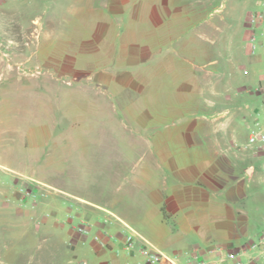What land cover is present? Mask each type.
Instances as JSON below:
<instances>
[{
  "label": "crops",
  "instance_id": "crops-1",
  "mask_svg": "<svg viewBox=\"0 0 264 264\" xmlns=\"http://www.w3.org/2000/svg\"><path fill=\"white\" fill-rule=\"evenodd\" d=\"M70 4L69 25L81 33L60 68L85 95L78 124L58 135L46 125L25 133L31 149L56 150L53 140L63 139V182L49 186L64 203L53 201V212L64 209L72 235L94 253L66 264H115L119 251L129 264H170L148 261L146 241L175 264L196 254L221 263L227 250L250 256L264 230V152L246 146L248 125L264 116L262 26L263 45L250 47L258 0ZM11 196L0 187V201ZM4 214L37 213L19 206Z\"/></svg>",
  "mask_w": 264,
  "mask_h": 264
},
{
  "label": "rangeland",
  "instance_id": "rangeland-1",
  "mask_svg": "<svg viewBox=\"0 0 264 264\" xmlns=\"http://www.w3.org/2000/svg\"><path fill=\"white\" fill-rule=\"evenodd\" d=\"M70 1L0 0V187L12 195L8 204L0 201V264H66L75 257L92 261L94 255L89 240L72 235L64 209L53 212V201L64 203L49 186L63 182V139L53 140L54 150L48 144L31 149L25 138L33 126H49L58 135L78 124L85 95L80 80L67 84L60 68L81 33L69 25ZM258 97L264 105V94ZM19 206L35 207L37 214L24 219L4 214ZM125 254L119 251L115 264H129Z\"/></svg>",
  "mask_w": 264,
  "mask_h": 264
},
{
  "label": "built area",
  "instance_id": "built-area-1",
  "mask_svg": "<svg viewBox=\"0 0 264 264\" xmlns=\"http://www.w3.org/2000/svg\"><path fill=\"white\" fill-rule=\"evenodd\" d=\"M258 3L260 8L252 11L249 15V21L253 27V32L250 36V47L252 52H256L264 43H262L259 38L261 33L256 31V28H260L261 26L264 28V0H258ZM262 34H264V30ZM258 90L264 94V75H262L259 80ZM248 127L250 128L248 144L255 146L258 150L264 152V123H261L260 120H256L252 126L248 125ZM33 195L36 196L37 193H34ZM76 230L80 233L88 232V229L84 224L77 225ZM136 236L137 234H135L132 229L126 233L125 247L127 249L131 250L135 247ZM96 238L98 237L96 236ZM251 248L252 254L248 257H243L240 253L234 250H227L222 257L221 263H217L215 260L200 258L196 254L192 259H190L188 264H224L223 262H229V264H264V230L251 244ZM141 253L144 254L150 262H158L161 261V259H165L170 264H175L173 260L156 251L154 246L148 241H146L144 246L141 248Z\"/></svg>",
  "mask_w": 264,
  "mask_h": 264
}]
</instances>
